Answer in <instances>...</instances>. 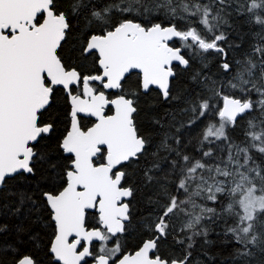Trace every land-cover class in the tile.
Here are the masks:
<instances>
[{
    "label": "snow or ice",
    "instance_id": "obj_1",
    "mask_svg": "<svg viewBox=\"0 0 264 264\" xmlns=\"http://www.w3.org/2000/svg\"><path fill=\"white\" fill-rule=\"evenodd\" d=\"M234 16L264 29V0H0V209L37 213L34 223L47 220L49 264H189L190 252L160 254L180 216L186 218L181 233L192 235L178 244L207 237L204 225L220 220L239 245L242 264L264 256V165L252 155H264V35L257 33L259 43L234 68L224 46ZM74 19L89 29L76 59L91 57V68L63 54ZM209 52L225 58L226 74H235L218 84L204 68L194 70L201 93L190 102L187 127L205 121L196 138L200 158L174 148L167 133L161 138L144 171L145 182L158 185L160 199H150L155 219H145L148 238L126 252L119 237L131 226L128 198L135 191L127 166L151 147L136 121L141 95L155 87L165 101L173 99L174 67L187 69ZM133 72L137 79L129 84ZM58 90L65 94L62 112ZM245 117L248 143L241 147L229 132ZM60 124L65 127L54 135ZM216 141L226 145L227 159L208 163ZM161 149L171 154L162 158L166 168L156 159ZM17 179L34 187L11 191L8 181ZM9 228L0 223V233ZM15 231L34 246L42 239L31 225ZM12 264L39 261L18 252Z\"/></svg>",
    "mask_w": 264,
    "mask_h": 264
},
{
    "label": "trees",
    "instance_id": "obj_2",
    "mask_svg": "<svg viewBox=\"0 0 264 264\" xmlns=\"http://www.w3.org/2000/svg\"><path fill=\"white\" fill-rule=\"evenodd\" d=\"M72 23L74 25L73 31L70 33L64 45L66 56L72 57V63H82L91 68L92 62L89 58L84 61L76 59V57L79 56L78 49L80 41L89 29L80 19H74ZM263 30L264 29H260L251 24L247 18L232 17L228 29V31H230L231 40L224 46L228 52L226 59L234 68L237 62L243 61L250 53L254 45L253 40L256 39L259 41L257 33L264 35ZM189 55H191V52H189ZM224 60L225 58H222L221 55L215 52H209L195 56L191 62V67L187 69L175 67L174 71L176 75L171 81L173 99L165 101L155 89H152L146 95H141L139 101L140 109L136 116V121L140 132L151 139V147H149L148 152L140 158L139 162H133L127 166L129 172L128 183L134 186L135 191L129 200L132 214L131 226L126 233L119 237L125 251L137 249L141 240L148 238L141 225L145 219L150 216L152 220L155 219L156 213L154 212V208L156 205L150 203V199L152 201L160 199L157 195L158 185L155 182L146 183L144 180V171L153 163V153L156 152L161 138L167 133L169 142L172 143V146L175 148L178 147L177 145H173L175 143V138L179 137L180 133L186 128L194 127H187L188 121L193 118V113L190 111V102L194 96L201 93V87L197 86L192 80L194 70L199 71L201 68H204L205 74L216 80L218 84L226 83L235 72L227 74L224 72L220 67ZM136 79L137 74L132 73L128 77L129 84ZM225 90L229 91L227 88ZM109 94L116 95L118 92L111 91ZM64 97L63 91L58 90L57 107L61 112L66 107ZM213 103H215V101H213ZM106 112H110V109ZM254 115H256V113H254ZM247 119L248 117H245V119L240 120L229 132L232 142L241 147L248 143L245 137ZM89 120V118H82V123L88 126L90 124ZM157 120L160 122L159 125L155 123ZM64 127V124H60L58 132L54 135H59V132L62 131ZM215 144L224 149L226 147V145L220 141H216ZM195 149L197 152L195 158L199 159L201 149L199 143L196 141ZM252 155L258 165H264V155L257 153L255 150L252 151ZM170 156V153L161 149L159 157L156 159L157 162H160L161 166H163L166 162H164L162 158ZM223 158L225 160L227 159V152ZM217 160H219V158L208 163H213ZM157 171L158 170H154L153 174ZM8 187L11 191H18L30 190L34 185L31 181L25 183L17 179L9 180ZM14 199L15 197L9 198V200ZM0 203H5V201L0 199ZM226 203V200L221 201V204ZM209 206L217 207L219 211V205L209 202ZM36 215L37 213L29 215L26 211L22 212L20 215H13L10 212L0 209V223L10 226L8 231L0 233V262H2V264H12L13 258L18 252L23 254L33 253L35 259L39 261V264H49L50 256L47 255L46 252L47 242L51 238L49 233L52 229L47 226L46 219L34 223ZM89 216H95V212H89ZM185 220L186 218L183 216L172 219L171 223L175 231L171 232V234L161 242L160 254L176 257L182 256L186 251L190 252L189 264H242L241 257L236 255V250L239 245L232 240L230 234H225L224 230L226 225L220 220L204 225L208 230L207 237L196 236L191 241L186 240L183 245L178 244L176 242L177 240H185L187 236L192 235L190 231L181 233ZM91 223L94 224L95 221L93 220ZM229 223H231V221H229ZM17 225H31L33 233H38L42 238L41 241L38 242V245L34 246L31 244L28 241L27 235H24L22 239H17V233L15 231ZM189 244H191L190 248ZM90 262L91 260H89V263ZM251 264H264V256L257 255V257L251 261Z\"/></svg>",
    "mask_w": 264,
    "mask_h": 264
},
{
    "label": "rangeland",
    "instance_id": "obj_3",
    "mask_svg": "<svg viewBox=\"0 0 264 264\" xmlns=\"http://www.w3.org/2000/svg\"><path fill=\"white\" fill-rule=\"evenodd\" d=\"M258 43H259V41H257L256 39L253 40L254 45H256ZM204 124H205V121L200 120L196 124V126H194L193 128H186L185 130H183L180 133L179 137L182 139L183 144L181 146H178V145L177 146L182 147L185 151V154L192 155L194 157L197 155V152L195 149V141H196V138L199 136ZM173 145H176V144L174 143ZM213 150H214L215 155L212 158H205V160L207 162H211L213 160L221 158L226 153V151H224V148L219 147V146H216ZM172 158H174V157H172ZM162 167L166 168L167 167L166 163ZM154 174L161 176V177L163 176V173H160L158 171L155 172Z\"/></svg>",
    "mask_w": 264,
    "mask_h": 264
},
{
    "label": "flooded vegetation",
    "instance_id": "obj_4",
    "mask_svg": "<svg viewBox=\"0 0 264 264\" xmlns=\"http://www.w3.org/2000/svg\"><path fill=\"white\" fill-rule=\"evenodd\" d=\"M228 29H229V28H228ZM229 32H230V31H228V35H229V40H228V41L231 40V36H230ZM263 32H264V30H263ZM64 45H65V43H64ZM64 45H63V49H62V51H63V54L65 55V57H67V56H66V52H65V47H64ZM245 45H246V44H245ZM89 59H90L91 62H92V58L89 57ZM91 62H90V64H91ZM73 64H76V63H73ZM63 94H64V93H63ZM64 95H65V94H64ZM88 126H90V124H89ZM120 237H121V236H120Z\"/></svg>",
    "mask_w": 264,
    "mask_h": 264
},
{
    "label": "water",
    "instance_id": "obj_5",
    "mask_svg": "<svg viewBox=\"0 0 264 264\" xmlns=\"http://www.w3.org/2000/svg\"><path fill=\"white\" fill-rule=\"evenodd\" d=\"M175 67H181V68H184L183 66H180V65H176ZM153 89H155V90H157L158 92H159V90L158 89H156L155 87H153ZM109 91H115V90H109ZM109 114H111V113H109ZM91 119H94V118H91ZM129 200L131 199V197L130 198H128ZM90 212H93V211H90ZM129 252V251H128ZM134 252V251H133ZM91 264V263H90Z\"/></svg>",
    "mask_w": 264,
    "mask_h": 264
}]
</instances>
